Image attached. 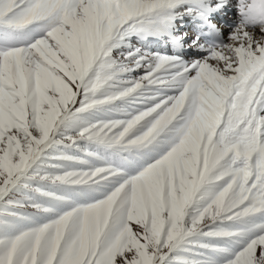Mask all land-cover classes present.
<instances>
[{"label":"snow or ice","instance_id":"1","mask_svg":"<svg viewBox=\"0 0 264 264\" xmlns=\"http://www.w3.org/2000/svg\"><path fill=\"white\" fill-rule=\"evenodd\" d=\"M227 5L0 0V264H264V44L209 42Z\"/></svg>","mask_w":264,"mask_h":264},{"label":"rangeland","instance_id":"2","mask_svg":"<svg viewBox=\"0 0 264 264\" xmlns=\"http://www.w3.org/2000/svg\"><path fill=\"white\" fill-rule=\"evenodd\" d=\"M233 1L234 0H229L228 5L231 6ZM235 12H237V10H235ZM235 12L232 13L231 12V8H229L227 11H224L222 13V16H221V17H223V19L225 18V20L229 19V17H230V20L234 23L233 24L234 27L236 25V18H237ZM190 28L191 27L188 26L186 28H182V30H181V32H187V34H188L187 36H189V38L187 37L188 39L185 40L186 44L189 43V42L191 43V40L194 39V33L188 32V31H190L189 30ZM191 31L193 32V30H191ZM230 32H229V34H230ZM260 36H264V35L260 34L259 37ZM134 41H133V43L136 46L142 47V48H144L146 50L153 51V52H159L161 54H173L172 46L167 40H160V41L159 40H155V42H153V44H152V46L154 45L153 47L150 46V43H147V42H137V41L134 42ZM224 42L228 43V40L225 39ZM158 48H160V50ZM183 52L184 53L183 54L181 53V54L184 55L185 59H187V60H192V59H196V58H202L205 55L203 52L197 51L194 48H184ZM211 63H213L214 65L217 64L216 61H214V62L211 61ZM219 66L223 67L222 63ZM141 74H142V70L134 73V75H136V76H139Z\"/></svg>","mask_w":264,"mask_h":264},{"label":"bare ground","instance_id":"3","mask_svg":"<svg viewBox=\"0 0 264 264\" xmlns=\"http://www.w3.org/2000/svg\"><path fill=\"white\" fill-rule=\"evenodd\" d=\"M228 2H229V0H228ZM237 4H238V0H234L233 2H232V5L231 6H229V5H227L222 11H220L219 13H215L214 14V17L215 18H213V16H211V20H212V22L214 23V24H216L217 25V27H219L220 29H221V32H220V38L221 39H227L228 40V37H229V32L231 31L232 32V28L234 27V23L230 20V17H229V19H227V20H225V18L223 19V17H221V14L224 12V11H227L229 8H231V12L233 13V12H235V10H237ZM222 12V13H221ZM236 13V23L238 22V19H239V17H238V10H237V12H235ZM200 21L199 20H196V19H193L192 17H186L185 18V21H184V26H183V28H186V27H191L189 30L190 31H188V32H191V33H194V37H195V35L197 34V32L200 30L199 29V25H200ZM182 30V29H181ZM191 30H193V32L191 31ZM247 31H249L250 33H255V35L253 36V38L254 39H257V38H259V35L260 34H263L264 35V33H261V31H260V29H259V27H256V28H249V29H247ZM230 32V33H231ZM189 38V36H186L184 39L185 40H187L188 38ZM201 39H202V42H203V40H204V37H201ZM155 40H158V39H150L149 41H147V43H150V46H152V44L153 43H151V42H155ZM151 41V42H150ZM160 41V40H159ZM135 42V41H134ZM228 42H229V40H228ZM190 43V42H189ZM154 46V45H153ZM152 46V47H153ZM159 50H160V48H158ZM187 50V49H186ZM201 52V51H200ZM184 53V52H183ZM182 53V54H183ZM204 53V52H203ZM205 54V53H204ZM184 56V55H183ZM211 62V61H210ZM212 62H214V61H212Z\"/></svg>","mask_w":264,"mask_h":264},{"label":"clouds","instance_id":"4","mask_svg":"<svg viewBox=\"0 0 264 264\" xmlns=\"http://www.w3.org/2000/svg\"><path fill=\"white\" fill-rule=\"evenodd\" d=\"M238 27L240 29H249V28H256L259 27L261 32H264V20H251L246 19L243 16H241V13L238 11ZM249 32V31H248ZM249 35L254 36L255 33H250ZM256 41L260 42L261 44H264V36H260L259 38L255 39Z\"/></svg>","mask_w":264,"mask_h":264}]
</instances>
